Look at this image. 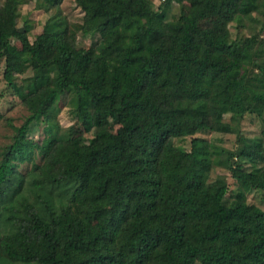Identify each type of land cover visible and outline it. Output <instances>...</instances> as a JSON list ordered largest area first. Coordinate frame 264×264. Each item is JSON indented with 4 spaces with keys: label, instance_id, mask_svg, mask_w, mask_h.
<instances>
[{
    "label": "trees",
    "instance_id": "trees-1",
    "mask_svg": "<svg viewBox=\"0 0 264 264\" xmlns=\"http://www.w3.org/2000/svg\"><path fill=\"white\" fill-rule=\"evenodd\" d=\"M25 2L0 5L3 79L28 111L0 151V264H264V0H75L78 27L104 30L85 50L55 0H37L51 30L30 39ZM206 11L217 21L201 26ZM240 21L259 32L232 37ZM63 104L90 142L60 134ZM246 116L261 123L251 139ZM200 132L235 133L236 147ZM188 137L186 161L174 140ZM245 164L260 206L226 205L224 178L195 186ZM101 202L111 225L89 219Z\"/></svg>",
    "mask_w": 264,
    "mask_h": 264
},
{
    "label": "rangeland",
    "instance_id": "rangeland-1",
    "mask_svg": "<svg viewBox=\"0 0 264 264\" xmlns=\"http://www.w3.org/2000/svg\"><path fill=\"white\" fill-rule=\"evenodd\" d=\"M3 0H0V5ZM43 1V0H41ZM60 5V11L63 16L70 22V27L75 30L77 36L82 43L81 47L83 50L87 49L90 44L96 40L98 36L104 34V30L101 29L94 34L89 30L82 31L78 24L81 20V12L75 4V0H55ZM155 9H157L163 2V0H150ZM37 0H26L25 4L20 7V18L18 19V27H22L24 22L26 27L30 29L31 36L30 39L44 31L51 30L50 26H47L46 20L49 18L54 9L51 8L49 11H45L43 8L37 7ZM178 5L171 4L168 8L167 16L164 20V26L166 29H174L176 24V18L178 16ZM217 21L216 16L206 11L201 18L200 25H212ZM260 25L252 24L248 21H240L239 23L234 22L230 25V31L232 37H242L255 34L259 32ZM264 37V32L262 33ZM93 36V37H92ZM18 49L21 47L17 44ZM3 61H0V111L3 113L4 118L0 121V151L2 147L10 143L13 135L12 126H20L25 117L28 115V111L24 106L19 102V99L10 88L7 87L3 79ZM31 72H28L26 75L18 77V80L21 78L30 75ZM64 98V103L68 100L66 96ZM225 120H229V116L225 117ZM57 122L59 123V132L60 134L66 135L68 137H75L77 135H82L85 138V142H90L92 139V133H87L83 130L81 123L75 119L72 113L69 110L68 104L60 105L59 115L57 117ZM42 126H38V130L31 134V137L37 139L41 136ZM117 129V126H113L111 131L114 132ZM240 132L242 136L246 138H254L259 134L261 129V123L254 117H244L240 121L239 125ZM196 137L204 138L210 143L214 144L219 149L224 150H234L236 147V135L233 134H217L210 132H200L196 134ZM190 137L183 139H175L174 143L177 146H181L184 149L183 159H189V142ZM234 171L229 169L222 168L220 166H214L211 172L209 173H196L193 175L195 186H200L205 183L215 182L217 184L223 183L224 178L228 184L229 190L224 197V203L226 205H232L237 199H245L248 203L256 204L260 206L259 197L254 194H248L245 189L243 181L252 180L254 176L251 173L249 165H244L241 168L234 166ZM232 174L239 177L240 180H236L232 177ZM257 180V179H256ZM90 220H99L105 225H111L112 219H114L110 204L106 202L97 203L89 215ZM199 264V263H197Z\"/></svg>",
    "mask_w": 264,
    "mask_h": 264
}]
</instances>
